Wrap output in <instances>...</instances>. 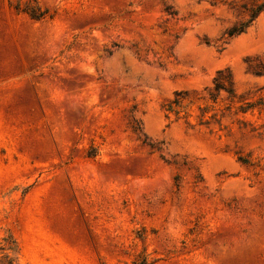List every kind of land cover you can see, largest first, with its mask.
I'll return each instance as SVG.
<instances>
[{
    "label": "rangeland",
    "instance_id": "1",
    "mask_svg": "<svg viewBox=\"0 0 264 264\" xmlns=\"http://www.w3.org/2000/svg\"><path fill=\"white\" fill-rule=\"evenodd\" d=\"M255 1L0 0V264H264Z\"/></svg>",
    "mask_w": 264,
    "mask_h": 264
},
{
    "label": "trees",
    "instance_id": "2",
    "mask_svg": "<svg viewBox=\"0 0 264 264\" xmlns=\"http://www.w3.org/2000/svg\"><path fill=\"white\" fill-rule=\"evenodd\" d=\"M241 8L247 10V17L245 19L239 20L238 22L232 24L229 28L225 30V35L228 37H232L235 35H239L240 33L245 32L246 28L256 19V17L261 13L264 12V0H257L255 1L250 7L246 8L245 5H240ZM44 11L33 15L35 18H39L44 15ZM247 69L254 75H262L264 74V65L259 63H254L252 60L247 59ZM212 90L208 91L209 99L212 102H215L217 99V95L220 91H224L228 96L234 95V88H233V81L231 73L228 69L219 70L217 71L215 77L212 80ZM184 92H176L174 94V98L172 101L163 105L165 107V111L167 113H173L177 116L179 113H183L186 115L187 110L186 106L182 105V99L184 98ZM252 104H247L246 106H241L239 109L241 112H245L248 107H251ZM205 110H201L199 114V124L208 123L204 119ZM214 116V115H212ZM213 118V117H210ZM217 122V121H216ZM236 159L241 164L250 166L253 163L249 159L247 155H242L239 152L236 153ZM8 252L10 256L7 258L6 264H18L16 260L17 254V246L15 241L11 239V244L8 245ZM133 264H151V262L147 261L145 257L140 258L139 260L135 261Z\"/></svg>",
    "mask_w": 264,
    "mask_h": 264
}]
</instances>
